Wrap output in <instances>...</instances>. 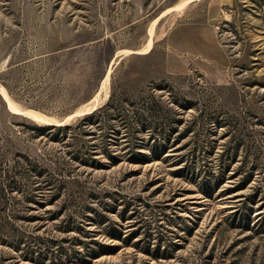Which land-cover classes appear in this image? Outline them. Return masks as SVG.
Segmentation results:
<instances>
[{
    "label": "rangeland",
    "instance_id": "obj_1",
    "mask_svg": "<svg viewBox=\"0 0 264 264\" xmlns=\"http://www.w3.org/2000/svg\"><path fill=\"white\" fill-rule=\"evenodd\" d=\"M183 1L0 0L21 109L78 122L113 60L96 108L157 113L80 148L0 94V264H264V0Z\"/></svg>",
    "mask_w": 264,
    "mask_h": 264
},
{
    "label": "trees",
    "instance_id": "obj_2",
    "mask_svg": "<svg viewBox=\"0 0 264 264\" xmlns=\"http://www.w3.org/2000/svg\"><path fill=\"white\" fill-rule=\"evenodd\" d=\"M6 86V85H5ZM7 87V86H6ZM9 91V89H8ZM113 95L109 96L108 101L95 108L89 113H86L82 115L79 118V121L74 123V124H42L35 126V130L38 132L44 133L45 131H56L60 132L61 136L63 138L70 137L72 142L71 145L74 147H80L81 148V143H80V138L79 136L82 134H85V130H83L80 126L81 125H87V127L92 124L95 126H100L101 122H104L106 125H108V128L111 129V132L116 131L113 124H109L110 122L108 121H117L119 122L122 127L125 128L126 133L127 132H138L142 129H149L151 127V124L153 123V120L150 119V116H154L156 110L152 107L145 106L142 104V109L141 110H134L132 115L125 114L124 113V107L122 106L123 103L121 100L119 102H115L114 98L112 97ZM129 105H134L132 102L128 103ZM153 109V110H152ZM154 111V114H151V112ZM160 123V122H159ZM139 144H135L134 146H138ZM105 146V145H104ZM79 149V148H78ZM79 151L80 149L77 150H72L73 152V159H80L83 163H87L91 166H95L96 160H93L92 158L90 160H85L83 158H80L79 156ZM45 182L44 185H49L50 181L49 180H43Z\"/></svg>",
    "mask_w": 264,
    "mask_h": 264
},
{
    "label": "bare ground",
    "instance_id": "obj_3",
    "mask_svg": "<svg viewBox=\"0 0 264 264\" xmlns=\"http://www.w3.org/2000/svg\"><path fill=\"white\" fill-rule=\"evenodd\" d=\"M189 1H191V0H184L181 4H182V6H183V4H185V3H187V2H189ZM180 5V4H179ZM186 5V4H185ZM170 9V8H169ZM165 11V10H164ZM164 11H162L158 16H156L155 18H154V20L152 21L153 23H152V26L154 25V23L156 22V20H158V18L160 17V16H162L163 15V13H164ZM166 12V11H165ZM152 26L150 27V29H149V38H148V40H147V43H146V45L145 46H143L142 48H140V49H138V50H129V51H127L128 49H126V50H121V52H132V51H135V52H147V51H149L150 50V48H151V46H152V38H151V35H152ZM120 52L118 51L117 52V54H116V56L119 54ZM113 60L111 61V63H110V66L106 69V71H105V73H104V75H103V77H102V80H101V84H100V89L96 92V94H95V97L93 98V100L91 101V102H89V103H87V104H85L83 107H81L80 109H76V111L72 114V115H70V116H68V117H66V119H65V121H64V123L67 121V120H69V118H71L72 116H74L75 114L77 115V114H81L82 112H83V110H87V111H90L92 108H94V107H96L97 106V102H98V100H97V95L100 93L99 91L102 89V88H105L106 87V85L108 84V82H109V75H110V72H111V67H112V64H113ZM107 88V87H106ZM103 90V89H102ZM0 94L3 96V98L5 99V101H6V104H7V107L12 111V112H16V113H22V114H25V115H27V116H29V117H31V118H33V120L35 119V120H39V121H43V122H54V123H56V124H58V123H60L59 121H52L51 119H49V118H47L44 114H42L41 112H39V111H35V110H32V109H21L19 106H17L11 99H10V97H9V95H8V93H7V91H6V89H5V87L4 86H2L1 84H0ZM101 94V93H100ZM108 94V93H107ZM106 96V95H105ZM103 102V101H102Z\"/></svg>",
    "mask_w": 264,
    "mask_h": 264
},
{
    "label": "water",
    "instance_id": "obj_4",
    "mask_svg": "<svg viewBox=\"0 0 264 264\" xmlns=\"http://www.w3.org/2000/svg\"><path fill=\"white\" fill-rule=\"evenodd\" d=\"M95 108H96V107L92 108L91 111L94 110ZM47 118L51 119L50 117H47Z\"/></svg>",
    "mask_w": 264,
    "mask_h": 264
}]
</instances>
